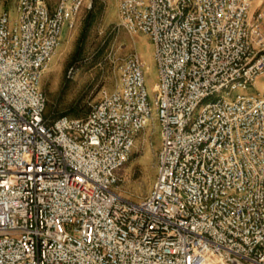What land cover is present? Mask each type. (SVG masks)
<instances>
[{"label":"built area","instance_id":"1","mask_svg":"<svg viewBox=\"0 0 264 264\" xmlns=\"http://www.w3.org/2000/svg\"><path fill=\"white\" fill-rule=\"evenodd\" d=\"M252 1L119 0L118 26L153 43V100L130 54L118 88L52 119L41 77L85 0L0 11V264H264V0ZM153 112L156 178L126 199L118 170Z\"/></svg>","mask_w":264,"mask_h":264},{"label":"rangeland","instance_id":"2","mask_svg":"<svg viewBox=\"0 0 264 264\" xmlns=\"http://www.w3.org/2000/svg\"><path fill=\"white\" fill-rule=\"evenodd\" d=\"M48 5L56 0H46ZM119 0H85L75 24L62 34L60 44L41 77V88L47 98L45 115L55 118L86 113L104 92L119 87L120 67L130 54L144 64L145 86L151 100L157 81L154 46L150 37L129 32L118 26ZM258 0H253L251 9ZM16 0H0V11L15 17ZM73 67L74 73L68 76ZM263 78L238 93L254 94ZM160 147V125L153 112L138 133L128 162L118 170L119 181L114 190L122 197L140 200L146 196L156 178V157Z\"/></svg>","mask_w":264,"mask_h":264},{"label":"crops","instance_id":"3","mask_svg":"<svg viewBox=\"0 0 264 264\" xmlns=\"http://www.w3.org/2000/svg\"><path fill=\"white\" fill-rule=\"evenodd\" d=\"M55 3H56V1H55L53 4H51V5L49 4V5H48L49 8H50V9H53L54 6H55ZM117 7H118V2H117ZM66 29H68V28H67V27H64V28H63L62 34H64V32H65Z\"/></svg>","mask_w":264,"mask_h":264},{"label":"trees","instance_id":"4","mask_svg":"<svg viewBox=\"0 0 264 264\" xmlns=\"http://www.w3.org/2000/svg\"><path fill=\"white\" fill-rule=\"evenodd\" d=\"M46 106H47V104H46ZM85 114V113H84ZM84 114H82V115H84ZM82 115H76V116H82Z\"/></svg>","mask_w":264,"mask_h":264}]
</instances>
